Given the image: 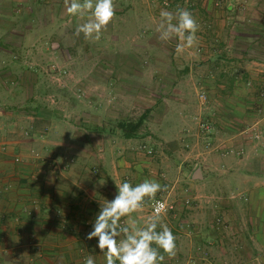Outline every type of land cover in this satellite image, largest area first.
<instances>
[{"label": "crops", "instance_id": "0c3cea01", "mask_svg": "<svg viewBox=\"0 0 264 264\" xmlns=\"http://www.w3.org/2000/svg\"><path fill=\"white\" fill-rule=\"evenodd\" d=\"M190 1L199 25L196 44L206 52H149L148 62L139 43L155 44L160 11L175 12L169 5L187 9L185 0H114L115 16L99 41L75 35L87 17L69 16L64 0H0V264H85L89 256L103 261L97 238L88 240L87 234L100 200L115 197V177L126 171L111 165L112 156L126 144L136 150L141 138L140 130L124 135L121 114L131 106L148 107L141 113H148L143 125L155 112L160 121L151 120V131L171 141L179 125L169 126L188 121L182 110L194 99L212 115L213 138L222 143L197 153L192 179L199 187L238 191L239 199L227 201L239 203L241 230L264 236V19H252L259 32L249 35L240 25L252 23L230 20L233 0ZM243 42L248 47L240 50ZM78 59L86 60L81 73L91 77L63 91L79 87L96 94L44 102L40 92L50 83L45 86L43 77L56 80L59 65ZM185 59H191L189 69L180 72ZM152 84L159 87L154 97ZM202 90L206 103L199 99Z\"/></svg>", "mask_w": 264, "mask_h": 264}, {"label": "rangeland", "instance_id": "374dc122", "mask_svg": "<svg viewBox=\"0 0 264 264\" xmlns=\"http://www.w3.org/2000/svg\"><path fill=\"white\" fill-rule=\"evenodd\" d=\"M233 1L237 7L230 15L233 16L230 20L241 24L245 22L252 23L248 25L249 27L240 25V30L245 29L249 35H256L259 32V28L252 22V19L253 21L264 19V0ZM169 6H173L174 9L178 7L176 5ZM243 6L246 7L243 8ZM231 26L226 29L228 34ZM152 40L155 44L151 45L147 41L139 43V51H137L140 55L142 53L143 56L148 58H144V61H150L149 54H147L149 52L151 55L155 54L156 56L161 54L165 56L176 52L177 40L162 42L158 39V36L155 37L154 35ZM252 44L250 48L256 50V46L254 43ZM246 46L248 47L247 43H240L239 49L241 50V48ZM205 48L195 43L188 51H193L198 55L205 53ZM137 60L139 64L136 66H141L142 60L136 58ZM190 61L191 59H185L180 67H177L178 70L182 72L187 70V68L189 69V64L187 63H190ZM154 62L155 60L152 58L151 65H154ZM85 63L86 60H83L82 63L78 59L76 63L71 64L68 62L62 66L59 65L56 72H54L57 74L56 80L52 79V76L51 80L44 76V85L47 86L49 82L50 86L46 92L42 90L40 92L41 95H44L43 101L47 102L50 97L55 100L53 104H59L58 102L63 98H70L72 95L76 97L79 93L80 95L77 98L80 96L84 97L85 94H89L87 97H90L91 94H96L95 91L79 90V87H76L74 91L69 89L63 91V89H67L66 85L82 84L85 79H90L91 75L81 73L87 69L85 68ZM87 67L90 68L91 66ZM59 68H66L68 73L58 74L60 73ZM137 70L140 72L139 68ZM135 80H137L136 84L139 83L138 74L135 75ZM60 83L62 85H59ZM131 91L133 93L136 92L135 90ZM148 91H151V96L154 97L155 93H159V87H155L152 84ZM194 101V105L182 110L188 121L183 124L173 122L169 126L174 129L175 125H179L172 132L171 141H166L167 143L151 131L153 126L151 120L159 123L160 118L155 112L150 113V118L147 119L150 122L146 121L147 124L142 126L140 129L141 138L136 141V144H133L136 150L131 147L132 144H126L125 149H120L119 154L112 156L115 159V163L111 164L112 166L117 164L120 168L126 169L124 173L121 172L122 174L115 178L119 183L129 182L133 186L147 178L158 182L166 189L158 192L155 199L164 198L173 206L166 216H162L161 222L166 224L173 232L176 237L177 247L175 257L171 258L160 250L161 254L165 255V259L161 264H264V236H245L240 228L239 203H229L227 201L228 199H239L238 191L230 192L228 188L220 185L209 187L203 185L199 187L197 185L198 182L192 179L191 172L198 162L196 160L198 158L197 153L199 155L206 152L202 141L197 139L198 123L201 118L211 120L210 116H212L209 113H204L205 107L202 111V107L198 102L196 103V99ZM145 108L148 107L137 108L131 106L121 114L120 120L137 119ZM151 108L155 110L154 107ZM61 111L64 113L63 109ZM177 114H179L178 111L176 112ZM114 125L116 124L114 123ZM217 130L221 131L218 132L219 136H222L223 129L217 128ZM218 142L219 144L222 143V141L218 140L217 142L215 141V144L217 145ZM137 144L139 145L137 146ZM149 150L152 151L149 152ZM130 151L138 152L139 155L132 154ZM117 160L126 161L127 167L118 164ZM152 202L146 200L142 211L131 214L129 220L126 219L127 217L122 218L121 222L138 228L143 227L144 222L152 214ZM157 230L159 231L160 229L158 228ZM256 243L260 245V248L254 252L251 247H255ZM97 253L103 258V261L99 259V263L106 264L104 254L100 251ZM257 257H262V259L257 261Z\"/></svg>", "mask_w": 264, "mask_h": 264}, {"label": "clouds", "instance_id": "9594fccd", "mask_svg": "<svg viewBox=\"0 0 264 264\" xmlns=\"http://www.w3.org/2000/svg\"><path fill=\"white\" fill-rule=\"evenodd\" d=\"M64 6L69 16L78 20L87 17L75 28V35L79 37L83 34L85 40L99 41L115 16L114 0H64ZM198 29L193 14L177 7L175 12L160 11L156 32L162 42L176 39V53L180 55L195 45ZM115 183L117 194L111 200H100L99 212L94 218L92 230L87 234L88 240L97 238L96 247L104 254L106 264H117V261L119 264H161L165 255L160 250L169 258L175 257L176 237L161 222L166 205L155 199L158 192L166 189L149 179L135 186L129 182ZM146 200L155 203L143 227L121 223L122 218L142 211ZM85 264H95L93 257H87Z\"/></svg>", "mask_w": 264, "mask_h": 264}, {"label": "built area", "instance_id": "2783aa9c", "mask_svg": "<svg viewBox=\"0 0 264 264\" xmlns=\"http://www.w3.org/2000/svg\"><path fill=\"white\" fill-rule=\"evenodd\" d=\"M165 3H167V0H163ZM185 3L187 5V10H189L192 14L195 12V4L192 3L190 0H185ZM199 99L202 103H206L208 100V95L207 92L205 90H202L199 92ZM214 124L211 120L209 119H200L199 123H198V132H197V139H200L204 145V147L206 148V150H211L213 149L216 144H215V140L213 138L214 135ZM152 150H149V152H151ZM157 201H161L164 202L166 205L165 211L162 214V216H166L171 209L173 208V206L171 204H169V202L164 199V198H159L156 199ZM155 203V201L152 202L151 204V209L153 212V207L152 205ZM123 224V222H121ZM95 264H100L99 262H95ZM117 264H119V262L117 261Z\"/></svg>", "mask_w": 264, "mask_h": 264}, {"label": "trees", "instance_id": "16d2710c", "mask_svg": "<svg viewBox=\"0 0 264 264\" xmlns=\"http://www.w3.org/2000/svg\"><path fill=\"white\" fill-rule=\"evenodd\" d=\"M148 113L145 112L139 116L136 120H128L121 123L123 133L126 137H134L138 134V131L142 128Z\"/></svg>", "mask_w": 264, "mask_h": 264}, {"label": "water", "instance_id": "95a60500", "mask_svg": "<svg viewBox=\"0 0 264 264\" xmlns=\"http://www.w3.org/2000/svg\"><path fill=\"white\" fill-rule=\"evenodd\" d=\"M196 175L201 177V169H200V168L197 169V171H196Z\"/></svg>", "mask_w": 264, "mask_h": 264}]
</instances>
